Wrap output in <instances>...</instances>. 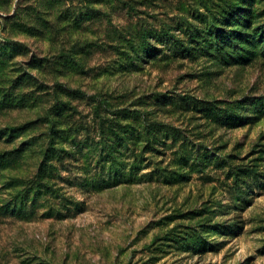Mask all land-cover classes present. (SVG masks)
Returning <instances> with one entry per match:
<instances>
[{"label":"rangeland","instance_id":"obj_1","mask_svg":"<svg viewBox=\"0 0 264 264\" xmlns=\"http://www.w3.org/2000/svg\"><path fill=\"white\" fill-rule=\"evenodd\" d=\"M242 1L0 0V96L8 100L0 107V127L37 121L39 138L28 156L1 165L0 264H264V107H258L264 58L221 68L207 57L183 60L165 52L174 44L209 45L212 38L200 36L201 29L214 15L225 16L222 8L231 4L240 5L241 14L247 6ZM205 4L212 12L196 14ZM251 9L263 23L264 0H252ZM16 12L13 28L7 19ZM152 47L158 54L140 60L137 50ZM27 71L45 85L26 80ZM166 94L220 107L167 106ZM157 97L163 102L154 105ZM59 98L71 109L56 115ZM227 109L238 110L232 120ZM120 115L137 116L121 120L138 129L142 116L174 129L162 152L145 154L140 176L132 177L139 181L152 172L144 182L117 179L92 148L103 122ZM54 120L67 142L88 148L69 159V168L57 164L55 186L16 210L9 205L16 195L11 181L35 171ZM15 147L0 144V152ZM205 149L214 160L182 166L186 152L195 157L200 151L201 157ZM238 166L257 174L236 178Z\"/></svg>","mask_w":264,"mask_h":264},{"label":"trees","instance_id":"obj_2","mask_svg":"<svg viewBox=\"0 0 264 264\" xmlns=\"http://www.w3.org/2000/svg\"><path fill=\"white\" fill-rule=\"evenodd\" d=\"M242 2L246 3L247 6L243 8L241 14L239 13L240 5L236 3L231 4L227 9L222 8L225 16L218 17L217 15H214L213 19H211L207 26L201 29L200 36L207 34L206 37L212 38L209 45L189 44L185 46L174 44L166 47L165 52H170L172 55L176 54V57L183 60L197 56L207 57L210 62L215 64V66L221 68H244L249 66L255 60L254 58H258L259 56L264 58V21L263 23H256L257 19H255L251 9L252 0H243ZM202 9L212 12L211 8L205 4L204 6L202 5V7L195 9L196 14ZM217 13L220 14V11ZM17 17V12L13 16H9L7 19V25L9 26V24H12L13 28L17 27ZM203 17L205 19L207 18L206 15ZM191 37L196 38L197 36L192 34ZM13 46L23 47L24 45L16 42ZM137 54L139 55L140 60L144 61L145 57L154 58V56L158 54V50L153 47L145 48V50L143 49L142 51L138 49ZM32 60L35 61V58ZM140 64L141 63H133L132 67L140 70ZM63 66L66 67V65ZM23 75L26 80L33 82L39 87L45 85L38 77L33 76L28 71ZM62 92L69 93L66 90ZM162 96L169 98V102L167 100L163 103L167 106L174 104V102H178L180 107H194L195 109L198 107H220L218 105L220 102L198 100L192 96H181L178 101L167 94ZM7 101L8 100L5 97L0 96V107H6ZM155 102L154 105H159V103L163 101L157 97L155 98ZM57 103L56 108H58V111H56V115H59L65 108L71 109L70 103L63 101L60 98L57 100ZM222 104H224V107H245L244 102H233L232 104L222 102ZM258 107H264L263 100H261ZM209 109L210 108H206V114L208 115ZM236 113H238V110L227 109L226 112H224L228 120H232L231 116H235ZM96 115L101 121L104 120L99 107L96 108ZM45 117L54 119L55 115H50L47 112ZM121 117L125 120L138 118L134 115H120L118 117L119 121H111L108 124H105L104 121L101 125V140L97 143H93L92 148H94L93 150L96 153L98 152L101 155V158L104 159V168H106V165H109L108 169L112 170V175L113 171H116L115 176L117 179L124 180L125 183L144 182L146 180L145 178L153 175L152 172L143 173L139 181H133L134 179L132 177L135 175L138 176L142 172V165L146 161L145 154L150 153L152 155L154 153L162 152V149H159L160 146H165L167 144L165 140L173 138L174 129L170 125L164 124L158 120L145 121V119H142L143 116L138 119L140 120L139 124H141V127L138 129L130 124H124ZM37 124V121H31L18 126L0 127V144L8 146L16 145L12 150H4L0 152V175L3 173L1 165L5 164L6 160L28 156L31 150H34L39 142V138L36 135V130H38ZM47 131L46 136L48 139H46L43 147L40 145L41 152L39 158H41V160L35 166V171L28 176L18 175L11 181V188H14L16 195L12 196V201L9 205L15 207L16 210L18 206L24 207L26 204L33 203L36 200V194L41 192V190H48L51 189L52 186H55L53 180L56 177L55 174H58L60 171L57 164L65 167L68 164L67 162H69V159L72 158L76 160L78 154L83 156L85 150L88 148L86 145L82 146V142L76 144L75 139L67 142L65 137L66 132L60 131L59 127L55 124V120L49 124ZM21 139L22 141H19ZM58 139H62L64 143L56 145ZM162 140L164 141L162 142ZM66 144L70 145L68 148H63ZM129 152L131 153V156L133 154L132 157H126V154ZM199 152L200 151L196 152L197 156L195 157H191V155H188L186 152V155H183L184 162H182V166H184V168L186 166L196 167L201 166L203 162L207 163L211 162V159L214 160L213 153L206 152V149L204 155L201 157H198ZM87 154L88 153H86V155ZM122 157H124V160H130V158H133L130 160L132 161L131 164H125ZM149 159H152V157ZM217 159L218 155L217 158L215 157V160ZM119 161H121L120 164ZM69 166L70 165L68 164L67 167L69 168ZM128 169L129 174L126 175ZM234 173L236 178H239L244 177L245 175L251 176L257 174V170L249 167L240 168V166H238ZM161 174H164L163 178H167L165 170ZM126 176H129V178ZM231 232L236 233L237 231L234 230Z\"/></svg>","mask_w":264,"mask_h":264}]
</instances>
